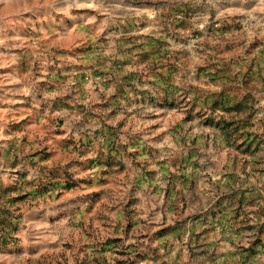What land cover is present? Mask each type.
Returning a JSON list of instances; mask_svg holds the SVG:
<instances>
[{
  "label": "rangeland",
  "instance_id": "rangeland-1",
  "mask_svg": "<svg viewBox=\"0 0 264 264\" xmlns=\"http://www.w3.org/2000/svg\"><path fill=\"white\" fill-rule=\"evenodd\" d=\"M0 264H264V0H0Z\"/></svg>",
  "mask_w": 264,
  "mask_h": 264
}]
</instances>
